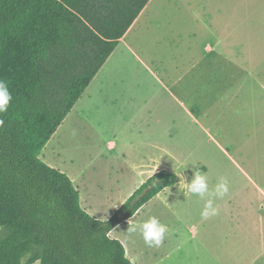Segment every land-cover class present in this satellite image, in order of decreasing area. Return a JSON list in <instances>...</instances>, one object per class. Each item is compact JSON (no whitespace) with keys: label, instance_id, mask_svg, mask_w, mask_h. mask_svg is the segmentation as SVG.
<instances>
[{"label":"trees","instance_id":"obj_1","mask_svg":"<svg viewBox=\"0 0 264 264\" xmlns=\"http://www.w3.org/2000/svg\"><path fill=\"white\" fill-rule=\"evenodd\" d=\"M150 0H0V264H133L111 232L179 183L162 170L109 220L41 154Z\"/></svg>","mask_w":264,"mask_h":264},{"label":"crops","instance_id":"obj_2","mask_svg":"<svg viewBox=\"0 0 264 264\" xmlns=\"http://www.w3.org/2000/svg\"><path fill=\"white\" fill-rule=\"evenodd\" d=\"M140 35L148 39L149 63H142L138 53L145 43L132 45ZM124 44L138 61L135 65L117 61ZM133 67L157 82L166 93V99L150 97L143 101V111L163 116L168 113L165 100L172 101L180 131L181 125L186 131L188 120L197 125L207 136L212 152L221 154L227 166L240 172L237 178H227L229 193L219 199L222 201L219 213L227 211L226 237L237 247L238 258H247L248 264H264V0H150L73 110L83 97L89 101L92 95L100 94L108 99L119 86L120 72L133 71ZM88 105L84 104L82 109L87 117ZM110 146L111 150L116 149L115 143ZM216 157L212 167L219 165ZM244 168L259 171L252 175ZM162 170L165 169L149 173L144 183ZM178 178L180 184L182 179ZM219 179H212V187ZM105 182L103 178L101 183ZM249 190L258 198L252 208L247 201ZM154 199L122 224L130 223ZM82 200L81 196V203ZM84 209L94 214L91 207ZM251 213L260 220L253 260L252 241L245 234L242 240L238 238L245 226L236 219ZM118 227L111 232L112 238Z\"/></svg>","mask_w":264,"mask_h":264},{"label":"rangeland","instance_id":"obj_3","mask_svg":"<svg viewBox=\"0 0 264 264\" xmlns=\"http://www.w3.org/2000/svg\"><path fill=\"white\" fill-rule=\"evenodd\" d=\"M147 41L146 35H140L132 44L136 47L137 42L145 43L142 51L138 50L142 63L150 62L146 54ZM117 61L131 66L138 62L125 44L120 48ZM118 80V88L112 90L108 99L100 94L92 95L89 101L83 97L46 145L41 158L70 176L79 188L83 208L91 207L94 211L91 215L104 221L109 220L117 212V206L123 205L157 168L169 170L182 179L180 184L154 199L130 223L122 224L113 232V238L125 245L134 264H248L247 258H238L237 247L227 240V211L202 219L204 200L181 187L183 179L191 182L197 171L207 175L210 188L214 177L237 178L240 172L227 166L221 154L212 152L207 136L197 125L188 120L186 131L182 125L180 131L172 101L165 100L168 113H161L163 116L143 111L142 103L147 98L163 100L166 96L157 82L137 67L120 72ZM84 104H89V117L82 114ZM111 143L116 144V149L111 150ZM215 157L219 165L212 167ZM244 169L252 175L255 170L259 171V168ZM103 178H106L105 183H101ZM247 196L249 208L255 207L257 196L250 190ZM216 204L220 209L222 201L217 199ZM151 216L168 226L159 247L146 245L138 232L131 235L126 232L129 224ZM236 219L245 226L238 238L245 234L252 241L250 256L253 260L260 220L252 213L236 216Z\"/></svg>","mask_w":264,"mask_h":264},{"label":"clouds","instance_id":"obj_4","mask_svg":"<svg viewBox=\"0 0 264 264\" xmlns=\"http://www.w3.org/2000/svg\"><path fill=\"white\" fill-rule=\"evenodd\" d=\"M12 99L13 96L9 90L8 83L0 79V113L8 111ZM2 124L3 120H0V125ZM181 187L186 189V193L196 195L204 200V205L200 212L202 219L218 215L219 207L216 204V200H222L229 193V181L226 177H221L214 187L210 188L207 175L199 171L194 173V178L191 179V182L186 183L183 179ZM126 232L129 235L138 232L146 245L149 247H159L168 232V226L157 217L151 216L146 220L129 224Z\"/></svg>","mask_w":264,"mask_h":264}]
</instances>
